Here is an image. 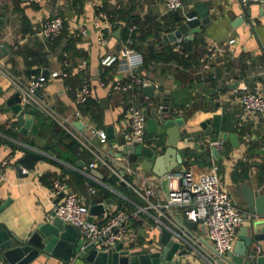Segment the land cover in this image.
I'll list each match as a JSON object with an SVG mask.
<instances>
[{
	"label": "crops",
	"instance_id": "1",
	"mask_svg": "<svg viewBox=\"0 0 264 264\" xmlns=\"http://www.w3.org/2000/svg\"><path fill=\"white\" fill-rule=\"evenodd\" d=\"M99 1H104L121 23L118 28L105 33L104 43L97 41L92 24ZM103 1L77 0L74 4L72 0H0V60L3 66L26 81L35 76L32 69L41 68L49 73L61 71L62 54H65L69 60L65 70L69 75L50 78L47 86L39 91V96L60 117H67L72 124L75 121L82 123L81 127L73 124L77 137L72 136L79 142L77 151L73 153L64 145L68 138L61 139L58 133L60 129L66 130L34 108L24 111L31 119L24 135L16 114L7 104L15 90L0 79V126L11 128L17 134L3 133L0 138V162L11 156L8 165H0V200H9L0 212V225L16 237H27L46 220L56 200L50 187L55 177L61 178L69 190L90 206L110 199L106 206L108 209L138 210L141 205L128 194L130 189H134L129 184L121 185L109 178L111 167L121 171L120 154H127L130 165L135 169V172L125 174L132 186L141 189L154 184L157 196L152 200L164 197L166 175L142 171L143 158L135 159L126 150V143L122 142L121 135L126 128L123 112L128 96L113 92L110 85L116 77H127L125 65L122 62L111 67L100 64L103 55L116 52L126 43L122 40V27L125 25L130 28L138 26V46L146 56L141 73L157 85L152 97L135 92L139 105L144 111H149L144 145L152 147L157 154L166 149V129L160 123L161 115L156 110L167 98L173 116L184 119L177 143L182 162L175 170L189 168L198 176L217 162L221 185L236 204L246 209L240 194L242 183L264 193V114L245 112L238 96L243 85L264 92V0L252 2L249 6L240 0H184L183 6L177 9L181 15L186 12L197 14L196 5L203 3L211 21L206 25L200 24V30L188 41L179 39L176 43L163 45L162 34L176 27L174 15H169L165 8V0ZM54 15L63 18L66 30L58 40L50 43L35 35V31L47 17ZM80 28H85L86 33H78ZM117 31L119 36L114 35ZM230 39L233 41L229 42ZM2 45H6L4 49ZM82 58L87 62L86 72L91 79L92 91L83 116L75 119L73 96L83 75L79 69ZM100 78L104 84H100ZM109 125L114 127L115 137L101 143L98 132H106ZM225 132L237 134V139L229 136L224 139ZM245 133L251 135L248 145L242 142ZM79 139L87 146H83ZM214 140H222V147L210 145ZM49 145L59 148L63 157L53 152ZM213 148L217 149V155L212 152ZM30 150L41 155L32 168L20 163L21 157ZM96 155L104 158L109 166L99 164L89 168L88 163L96 160ZM78 161L84 165L78 166ZM90 187L96 189L95 194L90 193ZM235 189L238 199L234 197ZM103 190L108 192V196ZM154 213L152 209L149 212L139 210L130 217L129 238L137 247L150 249L158 242L163 226L155 223ZM167 214L163 221L168 225H172L171 219L179 221L182 216L177 207ZM261 243L264 249V241ZM194 254L183 255L181 259L200 264L202 257L199 251ZM28 264L70 263L60 257L40 253ZM72 264L81 262L76 260Z\"/></svg>",
	"mask_w": 264,
	"mask_h": 264
},
{
	"label": "built area",
	"instance_id": "2",
	"mask_svg": "<svg viewBox=\"0 0 264 264\" xmlns=\"http://www.w3.org/2000/svg\"><path fill=\"white\" fill-rule=\"evenodd\" d=\"M240 1L243 4L247 1L263 2V0ZM183 3L184 0L164 1L167 10L180 9ZM92 24L97 41L104 43L105 33L111 30L112 23L101 1L97 3L96 16ZM65 28L66 23L61 16H49L43 21L41 27L35 31V35L53 43L63 33ZM78 33L85 34L86 29L80 28ZM232 41L233 39L229 40V42ZM130 43L131 39H128L116 52L103 55L100 58V64L103 67H111L118 62H122L125 65L127 77L125 79L116 77L110 85L113 92L128 96L123 112L126 128L121 135L122 142L126 144H145L147 141V114L139 105L135 92L138 86H147L154 84V82L141 73L145 66L144 52ZM62 65L63 69L61 71H51L49 75L41 74L23 81L6 69L0 60V79L11 85L15 92L19 93L20 105L23 111L34 108L36 112L54 120L68 133L77 137L71 121L67 117H60L39 96V91L47 86L50 78L57 76L67 77L69 75L67 70H65L69 66L67 57L62 59ZM79 69L83 75L73 96L75 105L73 116L75 119H80L83 116L82 107L90 98L92 91L91 79L86 72L87 62L84 58L80 59ZM99 82L104 84L101 78ZM238 101L245 112L264 114L263 91L253 90L247 85H243ZM1 137H3V133L0 131ZM98 137L101 143L107 140L106 132L103 130L98 132ZM250 137L249 133L243 134L242 142L248 145ZM79 140L83 146H87L82 139ZM210 145L221 148L223 142L222 140H214L210 142ZM118 159L121 171L111 167V172L116 173L121 180L129 184L144 201V204L138 210L133 211L125 208L108 209L106 207L103 212L92 215L90 213V205L84 202L77 193L69 190L61 178L55 177L50 183L51 192L55 198L62 194L58 201L55 200L53 202L50 211L63 221L73 225L77 229L81 240L93 243L98 249L108 251L113 249L119 242L130 243L128 221L139 210L147 212L151 209L154 210L155 213L152 216L155 223L160 227L168 228L174 234L185 232L187 228L180 225L178 221L171 219L172 225H168L163 221V217H168L167 213L177 207L181 213H185L187 220L198 222V234L194 235L193 238V243L196 242L198 244L197 248L194 243L195 251H199L202 260L206 261L207 264H220L225 255L233 249L239 226L245 221H251L255 218L247 209L236 204L227 189L221 185L217 162H214L207 171L198 176H195L194 172L189 168L174 169L172 172L166 173L167 188L164 197L153 201L152 197L157 196L156 185L150 184L141 189L132 186L125 174L133 173L135 169L130 165L127 154H120ZM10 160L11 156L9 155L2 159L0 165H8ZM99 164L109 166L104 158L96 155V160L90 161L88 167L94 168ZM90 193L95 194L96 189L90 187ZM104 202L103 200L94 202V204Z\"/></svg>",
	"mask_w": 264,
	"mask_h": 264
},
{
	"label": "water",
	"instance_id": "3",
	"mask_svg": "<svg viewBox=\"0 0 264 264\" xmlns=\"http://www.w3.org/2000/svg\"><path fill=\"white\" fill-rule=\"evenodd\" d=\"M254 1H247L249 6ZM260 2V1H257ZM198 10L195 12H186L181 15L177 10H169V15H174L176 27L169 32L162 34L161 45L164 43H176L179 39L188 41L193 34L200 30V24L206 25L211 21V15L203 3L196 5ZM119 36V31L114 33ZM6 45H2V49ZM49 75V72L41 68L32 69V75ZM156 89L155 84L147 86H138L137 90L141 93L152 97ZM165 98L163 105L156 110L161 115L160 123L166 129V149L157 154L152 147L142 143L125 144V148L135 159L142 157L141 168L144 172H153L157 175H165L172 172L178 164L182 162V155L177 151V143L181 135L180 127L184 123L182 117H174L172 109ZM7 104L16 114V121L21 125V133L27 134L28 126L31 119L27 118L21 109L20 96L15 92L11 96ZM146 114L148 110L144 111ZM76 127H81L80 121L73 123ZM107 138H114L115 131L112 125L106 127ZM227 136L237 139V134L224 133L223 138ZM122 144L121 141H117ZM212 152L217 155L216 148ZM41 155L35 150H30L20 159V163L28 168H32L34 162L40 159ZM78 166L84 163L78 161ZM95 172V171H92ZM109 178L126 185L116 173H112ZM240 194L242 204L249 213L255 218L242 225L237 234V240L234 247L229 251L220 264H264V249L261 241H264V193L258 189H254L248 183L240 185ZM62 194L56 198L58 201ZM8 199L0 200V212L7 206ZM111 200L107 199L104 203L92 204L90 213L92 215L99 214L104 211L107 204ZM180 225L187 228L185 232L174 234L166 227L161 228L160 238L150 249L146 246L137 247L132 242L124 244L119 242L111 250L98 249L93 243L81 240L77 229L55 216L51 211L48 212L46 220L40 222L31 233L25 238H19L8 232L0 225V264L6 262L8 264H28L40 253L45 256L54 255L62 258L65 262L72 264L79 260L81 264H196L192 262L182 261L183 255L195 254L193 238L198 234V222L186 219L185 213L182 212L181 219L178 221ZM263 250V253L260 251ZM200 264H207L202 260Z\"/></svg>",
	"mask_w": 264,
	"mask_h": 264
},
{
	"label": "trees",
	"instance_id": "4",
	"mask_svg": "<svg viewBox=\"0 0 264 264\" xmlns=\"http://www.w3.org/2000/svg\"><path fill=\"white\" fill-rule=\"evenodd\" d=\"M103 1V0H102ZM72 2L75 4L76 2H77V0H72ZM103 8H104V10H106V12L108 13V15H109V20L111 21V23H112V30H114V29H116V28H118L119 26H121V23H120V21H119V19L118 18H116L115 16H114V13L112 12V11H110L108 8H107V6H106V4L104 3V1H103ZM120 11V10H119ZM123 29H122V40L123 41H127L128 39H131V45L132 46H134V47H136V48H138V49H140V50H142L143 51V49L142 48H140L139 46H138V42H139V37H138V26L137 27H135V28H130L129 27V25H125V26H123L122 27ZM66 30V28L64 29V31ZM63 31V32H64ZM61 36V35H60ZM59 36V37H60ZM59 37H58V39H59ZM57 39V40H58ZM144 52V51H143ZM144 54H145V52H144ZM64 57H67L65 54H62V59L64 58ZM145 60H146V56H145ZM136 91H138L137 89H136ZM89 100H90V98L88 99V101L86 102V104L82 107V110H83V113H84V111L86 110V108L88 107V104H89ZM43 116V115H42ZM46 118V117H45ZM49 119V118H48ZM0 131L2 132V133H4V134H7V135H10V136H15V135H17L15 132H14V130L13 129H11V128H8V129H6L4 126H0ZM58 133L61 135V139L62 138H68V142L67 143H65L64 145H65V147L66 148H68L69 149V151L71 152L72 151V153L74 152V151H77V148H78V146H79V142L70 134V133H67L66 131H64L63 129H60V130H58ZM60 139V140H61ZM14 146V145H13ZM48 147H50L51 149H52V151L53 152H55L56 151V154L58 155V156H60V157H63V155L64 154H62L61 153V151L59 150V148L57 149V147H55V145H49ZM72 156H73V154H72ZM104 191V194H105V196H108V192L107 191H105V190H103ZM128 194H129V197L134 201V202H136V203H138V204H140V205H143L144 204V201L137 195V194H135L134 193V191L132 190V189H130L129 191H128Z\"/></svg>",
	"mask_w": 264,
	"mask_h": 264
},
{
	"label": "rangeland",
	"instance_id": "5",
	"mask_svg": "<svg viewBox=\"0 0 264 264\" xmlns=\"http://www.w3.org/2000/svg\"><path fill=\"white\" fill-rule=\"evenodd\" d=\"M234 194H235L234 197H235L236 199H238V195H236V194H237V189H235Z\"/></svg>",
	"mask_w": 264,
	"mask_h": 264
}]
</instances>
